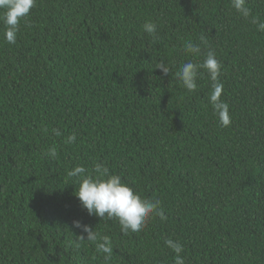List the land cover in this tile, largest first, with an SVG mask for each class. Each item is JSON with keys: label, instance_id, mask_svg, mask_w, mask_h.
I'll return each instance as SVG.
<instances>
[{"label": "trees", "instance_id": "trees-1", "mask_svg": "<svg viewBox=\"0 0 264 264\" xmlns=\"http://www.w3.org/2000/svg\"><path fill=\"white\" fill-rule=\"evenodd\" d=\"M234 3L35 0L15 44L0 21V264H175L167 239L183 245L185 264H264V0ZM188 41L201 51L186 53ZM209 51L228 127L209 103L206 70L192 92L174 75ZM53 147L56 159L44 154ZM96 163L159 200L166 220L153 214L125 235L89 215L68 173L95 176ZM73 221L98 242L109 236L112 256L87 240L75 247L86 233Z\"/></svg>", "mask_w": 264, "mask_h": 264}, {"label": "clouds", "instance_id": "clouds-1", "mask_svg": "<svg viewBox=\"0 0 264 264\" xmlns=\"http://www.w3.org/2000/svg\"><path fill=\"white\" fill-rule=\"evenodd\" d=\"M241 3L242 0H235L234 6L240 9ZM34 5L35 0H0V21L6 26L4 39L7 43H16L20 22L29 15ZM260 27L264 29V25ZM143 29L145 32L154 35L157 31V24L146 22ZM205 40V37H201L202 42ZM184 50L186 53L192 54H198L201 51L200 47L192 41L184 44ZM157 68L164 76L169 75L170 67L167 64L161 62ZM201 68L207 71L212 81L209 103L212 105L214 114L218 117L221 126L228 127L231 124L229 105L220 99L223 93V84L218 82L221 65L214 52L209 51L202 64H194L191 61L184 63L174 75L187 91L192 92L197 88L196 80ZM53 132L57 136L61 135L56 129H53ZM75 140V134L69 135L65 143H74ZM44 154L51 159L57 158V151L54 147L48 149ZM93 170L97 175H86L84 166H76L68 173L70 177L79 179L75 196L89 215L101 219H113L112 221L120 226L121 232L125 235L129 231L140 232L146 226L148 218L153 214L159 216L162 221L166 220L163 211L159 210V200L142 199L126 183L122 182L119 175H110L108 167L103 163H96ZM37 200L40 203L45 202L40 197H37ZM37 209V213L42 212L48 218L55 220L52 211L49 214L45 206H38ZM73 226L86 233V238L84 235H80L77 236L76 241L72 242L75 247L79 248L80 241L87 240L95 243L97 252L105 254V259L112 256L114 249L109 236L101 237L100 242H98V235L91 226L82 224L80 221H73ZM164 243L175 253V264H185L184 258L180 255L183 251V245L173 239H167Z\"/></svg>", "mask_w": 264, "mask_h": 264}]
</instances>
